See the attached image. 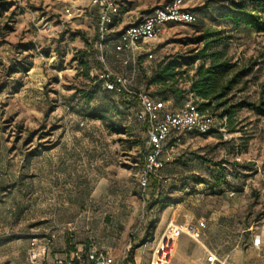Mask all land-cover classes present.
I'll return each instance as SVG.
<instances>
[{
  "label": "rangeland",
  "instance_id": "obj_1",
  "mask_svg": "<svg viewBox=\"0 0 264 264\" xmlns=\"http://www.w3.org/2000/svg\"><path fill=\"white\" fill-rule=\"evenodd\" d=\"M0 1L9 4L0 12V264H32L31 251L44 250L51 264L54 255L89 244L118 259L131 244L137 264H148L170 220L197 237L187 231L179 237L172 264H192L208 251L227 264H264V116L234 106L258 100L264 33L223 20L227 2L185 0L195 23L170 24L158 39L140 44L137 68L147 75L163 60L190 61L207 27L232 34L228 56L241 66L253 64L226 105L234 116L221 119L222 108L215 112L218 135L185 134L165 144L166 165L150 198L151 188L144 192L138 183L143 120L137 107L99 81L91 56L97 34L92 7L66 21L61 0ZM117 1L119 15L140 19L168 0ZM109 54L115 68L131 69ZM24 58L31 69L11 73L10 65ZM198 64L181 69L191 72ZM186 77L179 80L182 89ZM139 83L158 89L143 75ZM161 96L176 108L192 100Z\"/></svg>",
  "mask_w": 264,
  "mask_h": 264
},
{
  "label": "built area",
  "instance_id": "obj_2",
  "mask_svg": "<svg viewBox=\"0 0 264 264\" xmlns=\"http://www.w3.org/2000/svg\"><path fill=\"white\" fill-rule=\"evenodd\" d=\"M65 20L80 18L86 13L87 7H95L98 11L97 32L98 40L95 44V57L99 78L104 81V87L110 91H124L133 93L132 86L137 76L136 51L141 50L140 44L154 41L164 34L170 24L189 25L197 21V14L185 6V0H168L155 7L134 24H130L118 32L114 43V52L124 67L131 66L128 71L118 70L109 60L106 53V42L114 32L111 23L119 12V5L115 0H61ZM48 22H45V26ZM148 59H153L151 51H147ZM140 106V117L148 126L144 144L142 167L138 176L140 188L145 192L149 189L151 178L156 177L164 166V147L172 134L189 132L209 133L217 126V118L213 114L202 113L195 103L190 100L178 108H169L167 104L153 97L146 90L134 92ZM197 225L205 228L204 220ZM187 231L197 239L192 232L176 224L173 220L167 222L156 245L153 247L148 264H170L177 239ZM260 236L254 239V245L259 247ZM35 245V242H32ZM132 249L130 244L120 259L106 249L95 244L81 245L65 256L54 255L51 264H137L129 257ZM32 264H49V255L45 250L36 253L31 251ZM199 264H227V259L220 258L216 253L208 251L204 260Z\"/></svg>",
  "mask_w": 264,
  "mask_h": 264
},
{
  "label": "trees",
  "instance_id": "obj_3",
  "mask_svg": "<svg viewBox=\"0 0 264 264\" xmlns=\"http://www.w3.org/2000/svg\"><path fill=\"white\" fill-rule=\"evenodd\" d=\"M119 5V12L114 17L111 26L112 28L116 26L119 21L120 4L115 0ZM227 2L226 8L221 12L220 17L230 23L234 28H246L252 32L261 34L264 33V0H222V2ZM9 8V4L2 3L0 1V12L6 11ZM90 7H87V9ZM86 9V11H87ZM95 11L96 16H98V11L95 7H92ZM97 32V28H96ZM80 33H74V36L79 35ZM118 37L117 32L110 34L107 39L106 53L107 57L110 59V54L114 52V43ZM233 38L232 34H226L221 29L216 28H206L196 39V42L203 43V46L195 52V54L190 57V61H178L177 59H167L163 60L156 65L155 68H152L150 75H147L146 71L141 73L140 67L137 68V76L135 82L132 86L133 93L129 94L124 91H110L104 87V81L99 78V81L102 83L103 88L107 92H114L118 94L127 104L135 106L140 111L139 103L136 99L134 92L139 90H145L141 88L139 83V78L143 75V79L147 86L155 85L158 89L150 94L164 101L169 108H176L175 104L169 103L165 97L161 96L162 92H169L175 98H181L184 94H188L192 97V101L197 106L198 110L202 113L213 114L217 120L216 111L222 108L220 113V118H232L235 114L234 107H227V103L234 95L233 89L240 84L241 80L249 75L253 70V64L249 66H241L238 62L233 61L227 54L226 47L229 40ZM98 40V32L96 34V42ZM95 42V44H96ZM91 53V56L94 59V64L97 66L95 57L97 50L95 48ZM87 57V55H84ZM83 60V59H82ZM195 62H199L191 72H187L181 69L183 65H191ZM113 63V62H112ZM32 65L26 63V58L18 63H12L10 65V72H16L17 70L21 72H27L31 69ZM187 74L185 81V89L179 87V80L182 79L183 75ZM92 96L87 95V101H91ZM236 107L248 108L252 110L255 114L264 116V82L261 84L260 95L257 101H250L239 103L234 105ZM143 127L147 130L148 126L146 122H143ZM217 127L209 133H198V132H189L184 134H172L167 140L168 142H177L180 136L185 134H197V135H210L216 136ZM146 141V140H145ZM144 143L142 144V158L144 151ZM166 162L164 163L165 167ZM160 169V171L162 170ZM156 177H152L150 182V187L152 188L151 197H154L155 192L159 187V173ZM151 200V199H150ZM156 201H150L149 205L151 206ZM86 246V245H84ZM88 246V245H87ZM75 249V248H73ZM63 253L61 256L67 255L70 251ZM133 249L129 252V257L133 258Z\"/></svg>",
  "mask_w": 264,
  "mask_h": 264
},
{
  "label": "crops",
  "instance_id": "obj_4",
  "mask_svg": "<svg viewBox=\"0 0 264 264\" xmlns=\"http://www.w3.org/2000/svg\"><path fill=\"white\" fill-rule=\"evenodd\" d=\"M121 14V13H120ZM146 15V14H145ZM137 21H139V19L138 18H135V19H132V18H130V17H127V15H125V13H123L122 15H119V21H118V23L116 24V26L115 27H113V30H114V32H120L123 28H125L126 26H128V25H130V24H134V23H136ZM151 188V187H150ZM151 190H152V188H151ZM180 225V224H179ZM181 226V225H180ZM192 238V237H191ZM179 239V238H178ZM178 239H177V241H176V243H175V249H174V253H173V256H174V254H175V250H176V244H178ZM108 251V250H107ZM110 252V251H109ZM111 253V252H110ZM173 256H172V259H171V263L170 264H172L173 263ZM204 258H205V256L202 258H196V259H193V261H192V264H199L202 260H204Z\"/></svg>",
  "mask_w": 264,
  "mask_h": 264
},
{
  "label": "water",
  "instance_id": "obj_5",
  "mask_svg": "<svg viewBox=\"0 0 264 264\" xmlns=\"http://www.w3.org/2000/svg\"><path fill=\"white\" fill-rule=\"evenodd\" d=\"M152 10H153V9H152ZM152 10H151V11H152ZM151 11H150V12H151ZM150 12H148V13H150ZM148 13H147V14H148Z\"/></svg>",
  "mask_w": 264,
  "mask_h": 264
},
{
  "label": "bare ground",
  "instance_id": "obj_6",
  "mask_svg": "<svg viewBox=\"0 0 264 264\" xmlns=\"http://www.w3.org/2000/svg\"><path fill=\"white\" fill-rule=\"evenodd\" d=\"M260 238H261V235H260Z\"/></svg>",
  "mask_w": 264,
  "mask_h": 264
}]
</instances>
